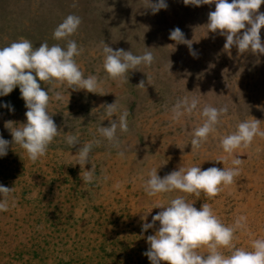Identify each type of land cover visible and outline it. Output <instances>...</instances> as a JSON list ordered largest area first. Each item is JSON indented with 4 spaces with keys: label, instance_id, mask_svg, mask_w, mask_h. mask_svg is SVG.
<instances>
[{
    "label": "rangeland",
    "instance_id": "obj_1",
    "mask_svg": "<svg viewBox=\"0 0 264 264\" xmlns=\"http://www.w3.org/2000/svg\"><path fill=\"white\" fill-rule=\"evenodd\" d=\"M167 5L153 14L147 0H0V47L21 38L33 47L44 42L65 47L66 40L54 39L53 31L67 15L79 16L81 24L68 39L82 49L75 60L84 76L95 75L100 82L97 94L40 82L50 89L48 113L59 134L35 162L13 142L12 126L6 124L26 122L19 88L0 97L13 108L0 107V137L9 141L7 154L0 158V184L12 188L8 209L0 212V264H151L142 253L149 247L147 236L159 224L144 232L141 225L162 210L155 208L158 204L168 206L177 195L197 209L209 204L226 226L235 227L240 216L246 217L245 227L234 231L235 247L250 251L254 240L264 239V136L231 156L220 144L244 120L256 119L264 130V54H241L235 46L224 50L225 37L206 27L214 3L194 7L167 0ZM258 11L264 12V4ZM176 27L191 41L195 56L188 45L169 39ZM260 37L264 43V28ZM105 43L136 55L150 48L154 61L130 70L128 82L118 83L103 68ZM140 81L144 88L136 87ZM57 91L62 102L52 99ZM184 96L198 97V109L204 104L228 108L215 133L195 150L190 141L203 123L199 110L171 119L172 106ZM114 102L112 120L129 113L128 131L117 130L120 149L98 132L100 126H109L104 106ZM67 134L81 145L99 141L90 152L95 170L91 183L83 181L91 164L84 169L76 164L80 145L69 146ZM233 158L243 161L239 175L215 197L178 191L148 196L144 190L154 169L164 177L179 167L229 168Z\"/></svg>",
    "mask_w": 264,
    "mask_h": 264
},
{
    "label": "clouds",
    "instance_id": "obj_2",
    "mask_svg": "<svg viewBox=\"0 0 264 264\" xmlns=\"http://www.w3.org/2000/svg\"><path fill=\"white\" fill-rule=\"evenodd\" d=\"M183 3L194 7L215 4V10L208 13L206 27L208 32H218L225 37L224 50L235 46L241 54H264V43L260 37V30L264 28V12L258 11L264 0H183ZM147 4L153 14L168 6L167 0H147ZM80 24L79 16L69 14L54 29L53 38L66 40L65 47L59 44L49 46L46 42L33 47L26 38L0 47V97L7 96L18 87L26 108L25 123L16 126L9 121L6 124L12 126L11 130L8 129L13 142L25 150L33 162L46 155L48 146L59 134L52 115L48 113L50 89L42 88L40 82H48L56 87L65 85L68 89L85 90L93 94H97L100 88L95 75L85 77L80 70L75 57L80 55L82 49L78 48L74 40L68 39L77 32ZM169 39L176 44L188 45L190 55H196L191 48V41L185 39L179 27L170 31ZM149 49L145 47L142 54L136 55L120 48L114 50L105 43L102 49L103 68L108 78L118 83L128 82L130 70L132 72L141 65L148 67L153 63L154 55ZM136 87L144 88V81H140ZM52 99L62 102V93L55 92ZM200 104L198 97L184 96L177 99L171 108L173 121L196 110L203 117V123L192 132L191 150L199 149L209 135L215 133L221 117L228 111L226 105L217 108L204 104L198 109ZM0 107L13 111L10 104L0 102ZM116 112V102L104 106V118L109 120V126H100L98 132L112 147L120 149L117 130L121 133L128 131L129 113L123 111L118 120H112ZM259 124L260 121L256 119L239 122L234 132L221 139L223 152L231 156L235 150L249 147L255 137L264 136ZM65 142L71 147L80 145L75 154L76 164L80 168L91 164L90 152L94 143L99 144L98 140L81 145L75 135L67 134ZM8 148L9 141L0 137V158L7 154ZM117 154L121 157L125 155L124 151H118ZM242 163L241 159L233 158L232 167L229 168L209 167L202 170L200 166L187 169L179 167L164 177H159L154 169L149 173L144 190L148 196L178 191L196 197L201 192L210 198L215 197L223 187L233 183ZM94 178L95 170L91 164L90 170H84L83 181L91 183ZM11 193L12 188L0 184V212L7 211ZM193 205L184 196L177 195L168 206L158 204L155 208L162 210L152 216L151 222L141 225L144 232L152 229L156 222L159 224L154 234L147 236L149 247L142 253L151 264H264V239L254 240L250 251L233 244L234 231L245 227L246 217L240 216L235 221V227L226 226L209 204L203 203L199 209ZM201 248L207 250L206 254L198 251ZM222 248L228 249L229 254L225 255L220 250Z\"/></svg>",
    "mask_w": 264,
    "mask_h": 264
}]
</instances>
